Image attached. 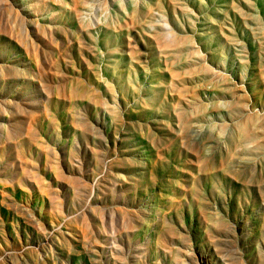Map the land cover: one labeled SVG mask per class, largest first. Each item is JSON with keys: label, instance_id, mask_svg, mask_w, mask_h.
<instances>
[{"label": "rangeland", "instance_id": "374dc122", "mask_svg": "<svg viewBox=\"0 0 264 264\" xmlns=\"http://www.w3.org/2000/svg\"><path fill=\"white\" fill-rule=\"evenodd\" d=\"M0 264H264V0H0Z\"/></svg>", "mask_w": 264, "mask_h": 264}]
</instances>
